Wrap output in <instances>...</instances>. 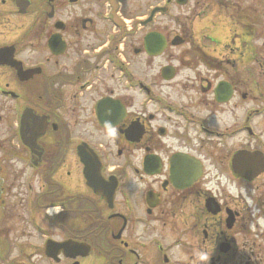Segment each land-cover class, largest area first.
I'll list each match as a JSON object with an SVG mask.
<instances>
[{"label": "flooded vegetation", "instance_id": "obj_1", "mask_svg": "<svg viewBox=\"0 0 264 264\" xmlns=\"http://www.w3.org/2000/svg\"><path fill=\"white\" fill-rule=\"evenodd\" d=\"M0 264H264V0H0Z\"/></svg>", "mask_w": 264, "mask_h": 264}, {"label": "rangeland", "instance_id": "obj_2", "mask_svg": "<svg viewBox=\"0 0 264 264\" xmlns=\"http://www.w3.org/2000/svg\"><path fill=\"white\" fill-rule=\"evenodd\" d=\"M258 13L257 14H262V8L261 7H257L256 8ZM181 9H179V13H180ZM262 31V20H258V22H256V25H255V35H256V39H255V45L257 46V52L256 54H261V44L263 42V40H261L260 38L257 39V37H260V33Z\"/></svg>", "mask_w": 264, "mask_h": 264}, {"label": "water", "instance_id": "obj_3", "mask_svg": "<svg viewBox=\"0 0 264 264\" xmlns=\"http://www.w3.org/2000/svg\"><path fill=\"white\" fill-rule=\"evenodd\" d=\"M159 37H161V36H159Z\"/></svg>", "mask_w": 264, "mask_h": 264}]
</instances>
